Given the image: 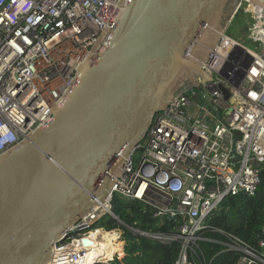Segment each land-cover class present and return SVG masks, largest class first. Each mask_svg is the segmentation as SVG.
Here are the masks:
<instances>
[{
  "label": "built area",
  "instance_id": "2783aa9c",
  "mask_svg": "<svg viewBox=\"0 0 264 264\" xmlns=\"http://www.w3.org/2000/svg\"><path fill=\"white\" fill-rule=\"evenodd\" d=\"M128 2L0 0V154L46 127L52 109L62 107L76 85L78 65L96 44L99 52L108 45ZM245 6L252 47L222 35L202 63L210 79L197 78L196 87L153 116L119 175L110 176L104 201L53 244L48 264H81L83 241L100 230L95 226L104 216L113 218V197L141 203L156 226L171 222L167 233L127 228L163 244L179 243L174 264H195L198 242L215 243L201 237L207 219L228 197L254 196L264 169V8ZM217 231L225 240L216 243L237 253L238 264H264V239L252 247Z\"/></svg>",
  "mask_w": 264,
  "mask_h": 264
},
{
  "label": "water",
  "instance_id": "95a60500",
  "mask_svg": "<svg viewBox=\"0 0 264 264\" xmlns=\"http://www.w3.org/2000/svg\"><path fill=\"white\" fill-rule=\"evenodd\" d=\"M242 4L264 8V0H129L108 45L99 52L96 44L78 65L76 85L46 127L0 154V264L51 261L53 244L104 201L110 176L153 116L197 78L210 79L202 63Z\"/></svg>",
  "mask_w": 264,
  "mask_h": 264
},
{
  "label": "trees",
  "instance_id": "16d2710c",
  "mask_svg": "<svg viewBox=\"0 0 264 264\" xmlns=\"http://www.w3.org/2000/svg\"><path fill=\"white\" fill-rule=\"evenodd\" d=\"M222 207L206 221V229L201 237L208 241L198 242L199 255L195 264H238L239 255L234 252H223V245L216 242H223L225 238L217 230L232 234L249 246L255 247L257 241L264 239V169L260 173V183L253 197H228L222 202ZM141 203L134 201L123 202L117 197L112 199V212L118 217L122 225H119L110 216H104L95 226L106 234L115 229L123 233L124 258L119 261L113 260L114 253L121 247L116 240L117 247L112 243L114 250L103 256L102 263L109 264H174L180 250L177 242L163 244L132 233L127 227L135 228L143 232L167 233L172 229V223L164 221L156 226V222L150 218ZM102 232L97 230L90 234L92 242H97ZM117 238V237H116ZM115 243V244H116Z\"/></svg>",
  "mask_w": 264,
  "mask_h": 264
},
{
  "label": "rangeland",
  "instance_id": "374dc122",
  "mask_svg": "<svg viewBox=\"0 0 264 264\" xmlns=\"http://www.w3.org/2000/svg\"><path fill=\"white\" fill-rule=\"evenodd\" d=\"M232 8L233 7H231V10H232ZM245 10H246V6H245V4H242L241 5V7L239 8V10H238V12H237V14L235 15V17L231 20V23L229 24V26H228V29H227V31H226V35L229 37V38H231V39H233V40H235V41H237V42H242L245 46H248V47H252L251 46V43L247 40V38H246V36H247V28H248V26H249V24H250V19H249V16L246 14V12H245ZM137 155L138 154H136L135 156H134V159H136L137 158ZM123 201V200H122ZM123 202H125V201H123ZM223 205L221 204L219 207L221 208ZM219 211V210H218ZM217 211V212H218ZM119 225H121V224H119ZM100 231V230H99ZM101 232H102V234L99 236V239L103 236V235H108V234H106V233H109V232H105V231H102L101 230ZM110 232H115L116 234H117V239L116 240H118V242H120L121 243V247H117V244L118 243H116V240L115 241H113L112 243H113V245L115 246V247H117V251L114 253V257H113V260L115 259V258H117L119 261H122L123 260V258H124V251H123V248H124V241H122V231L121 230H119V229H115V230H113V231H110ZM92 233H94V232H92ZM91 233V234H92ZM110 235V234H109ZM90 237V236H89ZM98 239V240H99ZM97 240V241H98ZM89 243H93V242H89ZM116 243V244H115ZM87 244H84L83 243V247L84 246H86ZM112 261V260H111ZM111 261H109V262H104V263H102V262H99V263H97V264H109Z\"/></svg>",
  "mask_w": 264,
  "mask_h": 264
},
{
  "label": "bare ground",
  "instance_id": "6f19581e",
  "mask_svg": "<svg viewBox=\"0 0 264 264\" xmlns=\"http://www.w3.org/2000/svg\"><path fill=\"white\" fill-rule=\"evenodd\" d=\"M116 237H117V234L103 235L97 242H94V243H89L93 241L90 237L87 240H85L87 241L86 243L87 245L84 246L86 248V252H85V255L82 256L83 259H82L81 264H97L99 262H102L103 256L108 254L109 251L114 250L113 247L109 249V246H110V242L112 245V242L117 239ZM73 249L79 250L80 245L73 246ZM106 249H109V250L107 251V253L103 254ZM64 264H75V263L66 262Z\"/></svg>",
  "mask_w": 264,
  "mask_h": 264
},
{
  "label": "crops",
  "instance_id": "0c3cea01",
  "mask_svg": "<svg viewBox=\"0 0 264 264\" xmlns=\"http://www.w3.org/2000/svg\"><path fill=\"white\" fill-rule=\"evenodd\" d=\"M112 247H113V246L111 245V242H110L109 249H111ZM109 249H106L105 252H104L103 254L107 253V251H108Z\"/></svg>",
  "mask_w": 264,
  "mask_h": 264
}]
</instances>
